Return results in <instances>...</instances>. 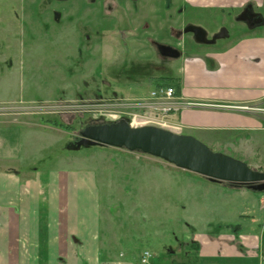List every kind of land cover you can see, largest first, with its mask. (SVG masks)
Listing matches in <instances>:
<instances>
[{"label":"rangeland","instance_id":"rangeland-1","mask_svg":"<svg viewBox=\"0 0 264 264\" xmlns=\"http://www.w3.org/2000/svg\"><path fill=\"white\" fill-rule=\"evenodd\" d=\"M151 1H145L142 9L163 10L161 0H157L155 5ZM254 1L256 9L264 12V1ZM38 3L40 0H0V120L31 114L45 122H56L63 127L59 128L70 132L69 144L78 142L82 131L91 125L125 119L134 126H146L138 125L136 122L140 119L134 121L127 115L126 108L116 105L146 95L152 86L142 82L145 79L141 74L135 77L138 84L125 82L130 70L126 64L118 66L119 70L127 72L121 75L122 78L108 75V62L126 56L124 40L132 50L137 48L127 31V22L121 19L119 24L113 26V19L98 14L99 8L95 7L85 10L83 14L62 15L64 22L58 30L55 24H52L51 31L46 28L42 30L37 27V20L42 14H31ZM181 4L179 0L177 5ZM12 8L18 12V17L12 14ZM192 11L194 14H184L183 17L203 28L210 37L214 38L223 28L229 31L230 38L223 40V44L235 45L261 35L259 31L245 34L247 30L244 25L236 20L241 15L240 10L223 12L224 17L205 10ZM68 12L74 13L76 9ZM43 15L47 23L53 21L50 12ZM258 15L264 18V14ZM70 17L71 22L68 21ZM153 18L159 20L156 23L160 28L167 25L156 14L135 15L134 22L138 27ZM25 20L31 23V30L26 29ZM111 28L113 32L109 31ZM86 29L101 31H98L100 35L90 34L93 38L89 40V45H86L88 41L84 37L89 32ZM157 34L154 32L153 36ZM148 36V32L140 36V40H143V45L139 47L143 51L142 58L150 54L146 41ZM180 45L183 46V40ZM187 56L196 57L190 52L181 59L169 60L166 64L168 69L161 74L181 77L179 68L186 66ZM196 58L205 60L200 56ZM125 86L131 87L126 89ZM192 90L202 93L213 91L190 84ZM206 107L200 104L195 108L201 111ZM116 114H124L125 117L115 119ZM172 120L169 119L170 124ZM170 131L182 132L173 126ZM56 144L57 148H47L46 157L56 155L60 160L63 158V165L73 163L81 171H95L101 205V239L107 240L105 243L108 247L120 254L125 253L123 256L129 262L142 264L141 256L149 251L153 258L148 264H180L184 254L191 251L189 235L194 234L195 227L190 223L197 220L198 223L203 215L211 217L208 224L203 222V225L196 227L204 234L207 231L215 235L228 231L247 233L250 218L239 217L238 213H249L264 197V192L211 182L141 152L95 146L82 148L79 160L75 162L66 157L67 151L61 149V141ZM206 145L213 151L235 158L226 150ZM47 160L38 163V166L48 165ZM242 190L250 193L236 196ZM212 204L222 206H218L213 213L208 211L203 214L206 207L213 208ZM201 207L202 211L199 210ZM192 219L195 220L192 222ZM121 245L127 246V249L120 250ZM170 256L171 261L168 262ZM175 256H178L177 259ZM182 262H185L184 259Z\"/></svg>","mask_w":264,"mask_h":264},{"label":"crops","instance_id":"crops-1","mask_svg":"<svg viewBox=\"0 0 264 264\" xmlns=\"http://www.w3.org/2000/svg\"><path fill=\"white\" fill-rule=\"evenodd\" d=\"M187 1L218 11L251 0ZM256 31L261 33L256 39L218 50L207 60L188 59L179 68V96L207 107L187 108L171 120L182 131L178 134L195 136L264 172V30ZM190 84L213 91L191 92ZM57 141L68 159L79 160L80 150H68L70 132L31 114L0 120V264H138L101 239L95 171L63 165L56 155L46 157L47 148H57ZM46 158L48 165L38 166ZM249 193L242 190L236 196ZM260 200L249 213H238L250 218L247 233L204 234L196 227L208 224L211 217L205 215L201 222L190 223L195 227L189 235L191 251L180 255L179 263L264 264V197ZM212 206L203 214L222 204Z\"/></svg>","mask_w":264,"mask_h":264},{"label":"flooded vegetation","instance_id":"flooded-vegetation-1","mask_svg":"<svg viewBox=\"0 0 264 264\" xmlns=\"http://www.w3.org/2000/svg\"><path fill=\"white\" fill-rule=\"evenodd\" d=\"M145 1L151 0H40V4L36 5L32 9L31 14H42L40 19L37 20L38 29L52 30V24H55L56 30L61 28L63 25L62 15L64 14H83L87 9L99 8L98 14H103V17L107 19H113V26L119 24L122 20L127 22V31L131 40L134 41L137 48L131 49L128 42L125 41V51L126 56L121 59L110 60L108 62L107 69L109 71L108 75L111 77L122 78L121 75L126 74L125 70H119V65H129L130 70L126 75L125 82L132 84H138L135 80L137 74L144 76L142 82L149 86H152L150 82L157 80H165L168 78H178L181 82L180 77H170L163 76L161 73L168 69L166 65L169 60L181 59L188 53H194L196 57L204 58L207 60L210 54H216L218 50L225 49L230 46L229 44H223V40L230 38V33L226 28H223L214 38L210 37L209 34L201 27L191 24L184 14H194L193 9L203 10L199 7L194 6L187 0H180L181 5H177V0H161L163 10H143V4ZM157 0H152L151 3L155 5ZM264 1V0H263ZM255 1L251 0L244 3L241 6L231 8H223L216 11H207L210 14H218L219 17H224L223 12H229L232 10H240V16L237 17L238 24L244 25L247 30L245 34H254L256 30L264 29V18L258 14H264L262 11H258L255 7ZM76 9V12H68ZM52 14V22L47 23L44 19L43 14ZM12 14L18 17V12L15 8H12ZM138 14H156L157 17H161L163 21H166L167 25L160 28L156 22L157 19H150L148 22L140 24L138 27L135 25V15ZM154 17V16H153ZM72 17L68 19L69 22ZM29 20H25L26 29L31 30V23H27ZM178 24L179 26H175ZM30 25V26H29ZM112 26V28H113ZM109 30L113 32L112 29ZM25 29V30H26ZM87 30V29H86ZM89 31V30H87ZM100 30L89 31L85 34L86 45H89V40L93 38L90 34L100 35L98 33ZM101 32V31H100ZM148 32L150 36L147 37V43L150 47V54L147 58L143 57V51L139 49L142 46L143 40H140V36ZM154 32L158 33L156 37L153 36ZM181 40H183V46H181ZM179 42V43H178ZM161 47H166L172 51L175 55H166L163 53ZM93 48V47H92ZM176 52V53H175ZM192 56H187L185 62L188 59L196 58ZM112 69L114 71H112ZM124 72V73H123ZM131 86H125V88H130ZM182 89V87H181ZM148 94V93H147Z\"/></svg>","mask_w":264,"mask_h":264},{"label":"water","instance_id":"water-1","mask_svg":"<svg viewBox=\"0 0 264 264\" xmlns=\"http://www.w3.org/2000/svg\"><path fill=\"white\" fill-rule=\"evenodd\" d=\"M161 48L164 54L177 56L170 49ZM95 146L141 152L211 182L246 186L254 192H264V172L227 154L211 150L192 135L178 134L153 125L134 126L122 119L87 126L81 133V139L71 143L68 150L78 151Z\"/></svg>","mask_w":264,"mask_h":264},{"label":"built area","instance_id":"built-area-1","mask_svg":"<svg viewBox=\"0 0 264 264\" xmlns=\"http://www.w3.org/2000/svg\"><path fill=\"white\" fill-rule=\"evenodd\" d=\"M129 101V102H127ZM118 108H126L127 115L132 117L138 125H153L163 129L171 130L169 119L178 116L183 110L199 106L181 98L174 87H158L152 89L148 94L136 99L126 100L116 105ZM67 107V106H64ZM72 107V106H71ZM243 109H253L243 107ZM131 111V112H130ZM125 117L124 114H116L115 119ZM153 255L145 252L142 257V264H148Z\"/></svg>","mask_w":264,"mask_h":264},{"label":"trees","instance_id":"trees-1","mask_svg":"<svg viewBox=\"0 0 264 264\" xmlns=\"http://www.w3.org/2000/svg\"><path fill=\"white\" fill-rule=\"evenodd\" d=\"M150 83L152 85V89L158 88V87H174L176 89V92H177L178 95L181 92V82H180V80L178 78H168V79H165V80L152 81ZM47 123H52L56 127H62V125H59L56 122L47 121ZM67 130H68V128H67ZM225 184H228V183H225ZM228 185L233 186V187L248 189L246 186L233 185V184H228Z\"/></svg>","mask_w":264,"mask_h":264}]
</instances>
